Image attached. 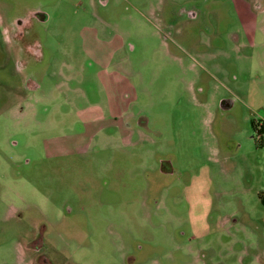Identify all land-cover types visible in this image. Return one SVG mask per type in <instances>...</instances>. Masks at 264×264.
Returning a JSON list of instances; mask_svg holds the SVG:
<instances>
[{
  "label": "rangeland",
  "instance_id": "rangeland-1",
  "mask_svg": "<svg viewBox=\"0 0 264 264\" xmlns=\"http://www.w3.org/2000/svg\"><path fill=\"white\" fill-rule=\"evenodd\" d=\"M257 2L0 0V264H264Z\"/></svg>",
  "mask_w": 264,
  "mask_h": 264
},
{
  "label": "flooded vegetation",
  "instance_id": "flooded-vegetation-1",
  "mask_svg": "<svg viewBox=\"0 0 264 264\" xmlns=\"http://www.w3.org/2000/svg\"><path fill=\"white\" fill-rule=\"evenodd\" d=\"M257 3L258 4L254 3V5L256 4L260 8L261 0L260 2H257ZM189 14L191 18H195L197 16L196 11H190ZM46 19H47L46 13L43 12L40 8L32 10L31 12H27L23 15L16 16L13 18V20L9 22L10 26L6 24L8 27L5 28V25H4V29H2V36L5 38L8 46L13 45L12 41H15L16 43H18L19 48L17 47L16 50H18L19 52H22V54L24 53L30 54L31 49H32V52L33 51L36 52L37 56H39L40 53L38 54V52L36 51V48L34 49V46L30 45L27 39V35L32 32V29L34 28V22H37V20L45 21ZM0 20H1V17H0ZM251 122H252L251 123L252 127L256 131V133H259V135L261 134L263 136L264 135V123H257L255 120H252ZM260 197L262 199V195H260ZM31 245L35 249H39L40 254L37 256V258L41 259L43 255H45V254H42L40 250V248H42L43 246V241L41 239H38V241L32 242Z\"/></svg>",
  "mask_w": 264,
  "mask_h": 264
}]
</instances>
